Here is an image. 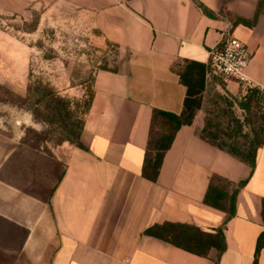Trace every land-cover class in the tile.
<instances>
[{
  "label": "crops",
  "instance_id": "obj_1",
  "mask_svg": "<svg viewBox=\"0 0 264 264\" xmlns=\"http://www.w3.org/2000/svg\"><path fill=\"white\" fill-rule=\"evenodd\" d=\"M259 2H73L93 17L99 35L119 48L125 62L117 72L95 75L81 146L50 156L51 164L61 165V176L51 172L49 185L48 173L20 174L27 187L41 182L46 192L34 194L0 178V217L26 231L13 264H254L264 234V146L254 169L213 146L202 138L201 108L194 123L178 131L158 180L147 179L143 169L154 111H184L187 88L178 64L207 66L210 52L232 35L254 53L247 75L264 91V8L254 26L237 22L253 21ZM27 3L0 0L11 13ZM210 85L238 99L247 94L236 81ZM17 150L4 159V176ZM216 178L236 187L246 183L233 218L205 204ZM219 230L226 240L222 254L208 240ZM258 264H264V245Z\"/></svg>",
  "mask_w": 264,
  "mask_h": 264
},
{
  "label": "rangeland",
  "instance_id": "obj_2",
  "mask_svg": "<svg viewBox=\"0 0 264 264\" xmlns=\"http://www.w3.org/2000/svg\"><path fill=\"white\" fill-rule=\"evenodd\" d=\"M75 1L28 0L19 13L0 6V178L23 187L28 183L21 173H48L49 185L51 172L61 176V165L51 164L50 156L62 157L63 148L74 145L95 75L117 72L125 62ZM210 86L202 109L219 134L216 143L246 150L256 135L264 141V91L256 87L252 90L259 93L252 99V90L238 99ZM57 97L66 101L60 111ZM240 102L251 104V112ZM161 130L157 123L156 133ZM15 148L4 176L2 164ZM222 185L229 193L237 188L229 181ZM27 188L34 194L47 191L41 182ZM25 237L24 229L0 217V264L15 262Z\"/></svg>",
  "mask_w": 264,
  "mask_h": 264
},
{
  "label": "trees",
  "instance_id": "obj_3",
  "mask_svg": "<svg viewBox=\"0 0 264 264\" xmlns=\"http://www.w3.org/2000/svg\"><path fill=\"white\" fill-rule=\"evenodd\" d=\"M263 8L264 0H260L258 11L253 21L239 19L237 22L254 26ZM176 72L180 76L182 84L187 88V97L184 103V111L181 115L159 110L154 111L150 140L143 169L144 176L153 182L158 180L164 158L167 152L171 149L178 131L183 126H190L194 123L196 114L199 110H201L203 105V94L206 89V66L197 62L188 61L184 64H178L176 66ZM257 93H259L258 90H252V95L250 96L249 100L252 99V96L257 95ZM92 96L93 90L91 89L84 115L90 108ZM56 99L59 103L57 109L60 111L61 104H64L66 101L62 97H57ZM239 105L242 109L251 112V104L240 102ZM157 123L162 124V130L159 133H156ZM83 125L84 120L81 122L80 131L76 135L77 138L75 141L70 138V141H73L74 145L81 146L80 137L83 130ZM203 132L204 135L202 138L213 146H216L220 150L228 152L239 158L243 162L247 163L252 169L256 167L258 151L264 146V141L260 140L257 135L254 137V142L245 150L241 149L237 145L230 146L228 149L218 145L216 141L219 138V134L217 131H214V127L211 125L210 119L206 120V126ZM71 135H75V133L72 132ZM223 182L226 181L221 178H216L212 181L205 198V204L213 208L226 211L230 214V218H233L236 215L238 193L246 183H243L237 187L233 193H229L222 185ZM208 240L210 244L218 248L220 254L224 253L226 250V240L223 230H219L216 235L208 236ZM263 245L264 234L259 239L254 264H258V256Z\"/></svg>",
  "mask_w": 264,
  "mask_h": 264
},
{
  "label": "built area",
  "instance_id": "obj_4",
  "mask_svg": "<svg viewBox=\"0 0 264 264\" xmlns=\"http://www.w3.org/2000/svg\"><path fill=\"white\" fill-rule=\"evenodd\" d=\"M253 58L254 53L245 43L232 35L228 36L210 52L206 66V86L217 80L223 84L236 81L245 91L256 88L247 75V69Z\"/></svg>",
  "mask_w": 264,
  "mask_h": 264
}]
</instances>
